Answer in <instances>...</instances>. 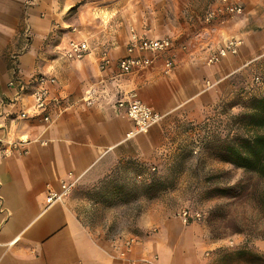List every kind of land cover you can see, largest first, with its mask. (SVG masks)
Returning <instances> with one entry per match:
<instances>
[{
    "label": "crops",
    "instance_id": "crops-1",
    "mask_svg": "<svg viewBox=\"0 0 264 264\" xmlns=\"http://www.w3.org/2000/svg\"><path fill=\"white\" fill-rule=\"evenodd\" d=\"M188 1L0 0V264H222L219 241L159 209L140 225L151 224L157 231L138 238L123 258L112 247L115 236L95 235L83 225L71 194L46 200L61 191L62 183L93 187L109 180L124 162H156L155 151L174 116L199 115L229 93L231 76L244 65L245 37L252 32L248 23L236 32L235 20L256 6L258 26L264 28V0H239L242 15L216 22L214 45L230 37L242 38L243 45L238 54L213 65L205 62L208 49L172 36L185 31L172 24L173 8L185 19ZM206 1L207 9L215 0ZM132 20L145 37L172 38L176 65L169 75L162 73L161 57L146 69L119 74L117 61L125 55ZM113 31L124 34L121 45ZM71 39L86 40L90 53L67 59L64 50ZM103 52L110 63L101 70ZM41 73L55 77L49 89L58 102L33 114L27 93ZM12 79L26 84L27 93L16 97V88L8 84ZM130 91L162 115L147 132L132 136V121L116 105ZM44 112L51 117L48 124L41 119ZM20 136L34 139L26 153L5 154L7 142ZM251 248L264 260V240Z\"/></svg>",
    "mask_w": 264,
    "mask_h": 264
},
{
    "label": "rangeland",
    "instance_id": "rangeland-1",
    "mask_svg": "<svg viewBox=\"0 0 264 264\" xmlns=\"http://www.w3.org/2000/svg\"><path fill=\"white\" fill-rule=\"evenodd\" d=\"M207 4L206 0H189L183 10H186L185 19L173 8L172 16L176 19L172 24L185 27V31L172 36L196 39ZM256 9L254 6L252 14L245 9L235 20L236 32L245 23L252 32L245 37L247 44L240 52L244 65L231 76L227 95L199 115L174 116L165 130V142L155 151L156 162L134 165L124 162L101 185L73 186L69 193L72 207L83 225L95 235L141 238L157 231L151 224L146 228L140 225L142 221L153 220L158 209L165 216L180 220L179 211L188 208L199 211L201 218L184 225L193 224L211 241L221 243L217 249L222 264H264L263 258L251 248L256 241L264 240V182L207 154L201 141L205 131L228 132L225 126L229 115L242 110L239 104L229 107L230 104L264 93V28L258 26ZM245 16L249 20L244 21ZM133 22L127 32L137 30ZM115 38L121 45L124 34L116 33ZM215 39L218 40L216 36ZM9 59L13 67L15 57ZM150 182L154 183V196L141 195L139 185Z\"/></svg>",
    "mask_w": 264,
    "mask_h": 264
},
{
    "label": "built area",
    "instance_id": "built-area-1",
    "mask_svg": "<svg viewBox=\"0 0 264 264\" xmlns=\"http://www.w3.org/2000/svg\"><path fill=\"white\" fill-rule=\"evenodd\" d=\"M244 6L239 0H215L204 12L202 16V27L196 34L194 42L201 48L208 49V55L205 59L207 65L218 63L223 57L228 55L238 54L243 45V39L239 37H230L224 41L218 42L214 45L212 36L214 25L228 17H235L242 15ZM173 48V40L169 36L159 38H148L137 30L131 29L129 31V39L125 47V55L118 59L117 64L119 74H128L133 71L143 70L149 67L153 60L161 57L162 73L169 75L175 68V57L170 52ZM186 45L182 46L185 49ZM90 53V45L86 40L71 39L66 43L64 56L67 59H81ZM110 63V58L103 52L99 56V68L105 69ZM56 81L54 76L48 74H37L34 81L31 83L32 89L27 93L25 90L27 85L20 80L12 79L9 81L10 86H14L17 90L15 96H22L29 94L32 98V113L38 114L45 111L51 102H58L53 98L50 93V85ZM256 81L259 78L256 77ZM116 105L121 109L124 114L132 121L133 129L129 132L128 136L137 133H145L150 127L157 124L162 115L155 111L150 105L143 102L134 91H130L125 95L117 98ZM31 114V113H30ZM26 113H20V116H25ZM41 119L46 123L51 122V117L45 112L42 114ZM27 137H18L16 140L7 142L8 150L5 154L11 153L12 150L21 149L26 153V145L33 141ZM41 144L46 145L44 140L40 141ZM74 183H62L61 191L58 193H49L47 202L61 200L62 197L70 193ZM179 217L183 224L198 221L201 218V213L197 210H190L183 208L179 211ZM138 242L135 236H117L112 240V247L116 253L123 258L131 251L132 247ZM233 246V243H229ZM131 264H133L131 262Z\"/></svg>",
    "mask_w": 264,
    "mask_h": 264
},
{
    "label": "trees",
    "instance_id": "trees-1",
    "mask_svg": "<svg viewBox=\"0 0 264 264\" xmlns=\"http://www.w3.org/2000/svg\"><path fill=\"white\" fill-rule=\"evenodd\" d=\"M236 104L242 110L229 115L225 126L227 133L205 131L201 138L203 151L221 162L254 174L264 182V93L232 103L229 107ZM139 192L143 196H154V183H142Z\"/></svg>",
    "mask_w": 264,
    "mask_h": 264
}]
</instances>
